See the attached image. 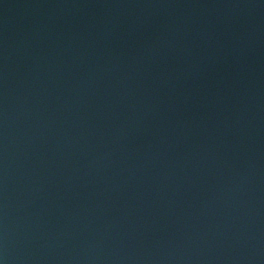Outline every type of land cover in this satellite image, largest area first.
Listing matches in <instances>:
<instances>
[{"label":"water","instance_id":"obj_1","mask_svg":"<svg viewBox=\"0 0 264 264\" xmlns=\"http://www.w3.org/2000/svg\"><path fill=\"white\" fill-rule=\"evenodd\" d=\"M2 264H264V0H0Z\"/></svg>","mask_w":264,"mask_h":264},{"label":"clouds","instance_id":"obj_2","mask_svg":"<svg viewBox=\"0 0 264 264\" xmlns=\"http://www.w3.org/2000/svg\"><path fill=\"white\" fill-rule=\"evenodd\" d=\"M0 264H2V262H0Z\"/></svg>","mask_w":264,"mask_h":264}]
</instances>
